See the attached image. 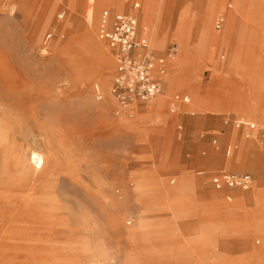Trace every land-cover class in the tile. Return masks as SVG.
<instances>
[{
	"label": "rangeland",
	"instance_id": "374dc122",
	"mask_svg": "<svg viewBox=\"0 0 264 264\" xmlns=\"http://www.w3.org/2000/svg\"><path fill=\"white\" fill-rule=\"evenodd\" d=\"M120 1L0 0V264H264V200L255 199L257 215L232 214L244 208L237 195L264 191V107L251 116L229 107L239 95L264 96V0L236 17L234 37L254 40L238 54L221 44L233 23L223 10L210 23L213 45L190 23L211 0L150 4L166 39L158 54L172 46L181 54L184 13L194 59L169 60L171 88L127 111L110 94L115 60L98 35L102 11L132 12L131 0ZM225 8L235 12L236 1ZM142 28L141 15L139 36L150 42ZM175 95L190 102L173 111ZM236 119L257 130L248 137ZM153 142L166 143L162 160L149 153ZM209 158L213 167L191 168ZM219 171L249 175L253 187L225 188V214L216 210L212 228L197 229L191 184L202 178L213 188ZM244 238L254 245L247 254L224 250Z\"/></svg>",
	"mask_w": 264,
	"mask_h": 264
},
{
	"label": "built area",
	"instance_id": "2783aa9c",
	"mask_svg": "<svg viewBox=\"0 0 264 264\" xmlns=\"http://www.w3.org/2000/svg\"><path fill=\"white\" fill-rule=\"evenodd\" d=\"M142 1L133 0V8L140 10ZM221 21L218 22V28L221 27ZM98 35L100 40L108 44L116 63L110 94L120 109L132 110L161 94L163 86L160 78L167 72L168 61L176 56V48H170L165 57L158 56L151 48L148 38L139 36V20L132 15H116L112 19L109 12H104ZM189 102V97L176 95L172 102L173 111L178 104ZM235 127L246 128L248 137L257 130L256 124L244 120L236 121ZM260 131L264 143V128ZM213 181L218 188L244 191L252 189L254 184L249 175L222 174Z\"/></svg>",
	"mask_w": 264,
	"mask_h": 264
},
{
	"label": "crops",
	"instance_id": "0c3cea01",
	"mask_svg": "<svg viewBox=\"0 0 264 264\" xmlns=\"http://www.w3.org/2000/svg\"><path fill=\"white\" fill-rule=\"evenodd\" d=\"M102 1L106 2L107 0H102ZM111 1L113 3H114V1L117 2V0H111ZM144 1L145 0L142 1L141 9L140 10H135L133 8V0H131V2H132V12L131 13H125L124 11H117V10H104L101 13L100 22H101L103 13L106 12V11L110 13L112 19L116 15H132V16H135L139 20L141 15L143 17L142 8H143ZM156 1H158V0H146L145 4H154ZM199 11H200V9H198V12L194 14L193 18L190 20V23H191L192 20L197 21V24L195 26L199 27V30H201V24H202L201 22H202V20L205 19V15H204L205 12H202V10L200 12ZM225 14H226V12H225ZM240 14H243V13L236 14L230 19V22H233V23H232V25L230 23L229 26H227V28H228L227 29V36H226L227 37L226 38L227 42L225 44L226 49H228L230 51L234 50V52L237 53V54L240 53V52H245L246 51L245 48H246V46H249V43H254V40L253 41H249L248 40V36H246V35L242 36L240 42L238 41L239 40L238 36L236 38L234 37V32L238 29V27H237L238 25L236 23L237 22V18L236 17H238V15H240ZM185 17H186V15L183 13L181 15V18H180V20L182 22L179 24V26L183 28V31H186V29H187L185 27V25H184ZM220 19L222 21H224V17L220 18ZM190 23L188 24V26L190 25ZM162 41H166L165 37L162 38ZM172 47H174V46H172ZM172 47H169L168 50L170 48H172ZM232 47H234L233 50H232ZM152 49L160 57H165L166 54H167V51H168L167 50L165 52V54H163V55H159L156 49H154V48H152ZM168 63H169V61H168ZM168 66H169V64L167 65V72H168ZM167 72H166V74H167ZM115 74H116V63H115ZM166 74L163 77L160 78L162 86H164L166 84V81H165ZM180 96L185 97L184 95H180ZM172 102H173V100H172ZM180 104H185V103H180ZM141 105H143V104H141ZM229 107H231V109H233L234 111H236L239 114H244L246 116H251L252 114H254L256 112V110L258 108L264 107V96L262 97V101H261L260 106H258V104H256L255 96L253 98V101L248 103L246 96L243 97V96L239 95L238 99L236 100V104L234 106H229ZM201 109H202L201 105L198 104V105H195V106H190L187 109L185 108L184 110L187 111V112H198ZM236 121H239V119L238 120L236 119L234 121V125H235ZM258 131H260V129ZM164 147L165 148L167 147L166 143L159 144L157 142H153V144L149 147L150 150L148 149V151L152 155H155V157L157 159H159V160L161 159L162 160L163 159V156H162L163 152H160V149H162ZM246 149L249 150L250 148L247 147ZM214 165L215 164L213 163V160L211 158H209V159H200V160H196L195 162H192L191 168L192 169H195V168H197V169H209V168L213 167ZM262 169H263V172H264V163H262ZM222 174L243 175V174L231 173V172H228V171L215 172V173L211 174V184H212L214 189L211 186H209V185L208 186L204 185L202 178H198L193 184H191V189H192V191L194 190V195L196 196V202H197V206H196V210L195 211L197 212V216H199V218H202V219H197V221L193 222L195 224V228H197V229H200L202 227H204V228H212V225L210 224L209 218L216 213V210H218V212H221L222 214H225V210H224V204L225 203H223V196H224L223 190L225 188H227V187L218 188L214 184V181H213L215 177L221 176ZM198 175L201 176V175H203V173L199 172ZM257 194L260 195V196L264 195V191L259 190L258 192H256V193L253 192V193H251V194H249L247 196H245V195H237L236 198L238 199V202L243 203L244 208L243 209H239V208L236 209L235 208V210H234V212L232 214L235 215L238 212L239 213L241 212L243 215H245V214L247 215L248 213H251L253 215H257V213L259 214V212H261V210L258 208V205H257L256 200H255L256 197H257ZM261 198H259V199H261ZM249 199H250L251 202H253L254 205H253V208L251 210L247 211L246 210L247 209L246 202ZM263 199H264V197H263ZM253 246L254 245H253L252 241L250 239H248V238H244L242 240H236V241H233V242L225 243L223 245V247H225L224 250L226 252H230V253L237 252V253H241V254H247L248 251Z\"/></svg>",
	"mask_w": 264,
	"mask_h": 264
},
{
	"label": "bare ground",
	"instance_id": "6f19581e",
	"mask_svg": "<svg viewBox=\"0 0 264 264\" xmlns=\"http://www.w3.org/2000/svg\"><path fill=\"white\" fill-rule=\"evenodd\" d=\"M235 1L237 3V8H236V11L233 12V13H229V12L226 11V8H225L226 0H211L210 1V5H209L207 11L205 12L206 13L205 14V19H204V21H203V23L201 25L200 42H202V43H208L209 42L212 45L215 43L216 36L212 33L211 24L210 23H211L212 18L218 12L224 10L226 12V14H227L228 21L230 22V19L234 15L239 14V13H243L246 9L250 8L253 5V2H254V0H235ZM117 3H118V7H119L121 5V1L117 0ZM151 14H152V8L150 7V4H145L144 9H143V17H142V24H143V30H144L143 34L145 36L148 35V37L150 39V42H151V44H152L154 49H156L158 51H162L163 48H164V45H165V41H162V39L159 38V32H160V28H161L160 27L161 14H160L159 18L157 17V20L153 19L151 17ZM188 29L189 28H187L186 30H188ZM227 29L221 35V44H222L223 47L225 46V44L227 42V39H226L227 38L226 37L227 36ZM177 32H179V34H180V38L179 39L182 41V43H181L182 44V51H181L180 55H178V56L174 57V59L170 60V64L171 65L180 64V63L188 62V61L190 62V61H192L194 59V51L189 46L188 37L186 36L187 35L186 31H183V28H179L177 30ZM166 83L171 88V86H172V76H170V77H168L166 79ZM261 97H262L261 95H258V97H256V99L259 102H261V100H262ZM164 104H165L164 99L163 98L160 99V101L158 103H156L155 110L156 111H160L164 107ZM31 159H32V161H35V163L40 162L41 165L43 164V160H42L41 156L39 154H37V153H33ZM258 191L259 190H256V191H254V193H256ZM257 197H259V198L262 197L261 198V200H262L264 195L260 196V195L257 194Z\"/></svg>",
	"mask_w": 264,
	"mask_h": 264
}]
</instances>
